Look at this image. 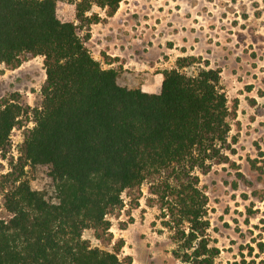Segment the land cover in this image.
Returning <instances> with one entry per match:
<instances>
[{"label": "trees", "instance_id": "trees-1", "mask_svg": "<svg viewBox=\"0 0 264 264\" xmlns=\"http://www.w3.org/2000/svg\"><path fill=\"white\" fill-rule=\"evenodd\" d=\"M122 0H95L112 15ZM92 0L76 4L78 24L58 14V0H0V66L19 67L44 56L46 78L41 104L32 109L34 126L24 132L17 160L0 176V191L10 216L0 218V264H131L132 255L94 247L87 228L111 240L108 214L124 206L123 192L140 191L149 180V202L159 205L164 225L191 264H214L220 248L211 245L208 195L197 169L228 160L230 118L235 113L220 86L221 69L188 75L182 68L194 57H180L163 71L158 92L129 88L118 70L104 68L86 42L97 15L86 12ZM19 95L0 99V151L21 126ZM47 165L56 200L32 188L25 167ZM263 182L264 178L261 177ZM264 200V198H262ZM139 205L135 196L132 207ZM124 223L122 228H126Z\"/></svg>", "mask_w": 264, "mask_h": 264}, {"label": "rangeland", "instance_id": "rangeland-1", "mask_svg": "<svg viewBox=\"0 0 264 264\" xmlns=\"http://www.w3.org/2000/svg\"><path fill=\"white\" fill-rule=\"evenodd\" d=\"M79 1L58 0L59 16L71 17ZM192 1L202 3L207 18L192 38L182 34L181 39L170 40L172 50L166 57L174 62L172 68L177 67L178 58L194 57L195 60L190 59L186 66L179 68L188 75L197 74L203 68H220V86L235 112L230 118L229 146L224 149L228 160L213 162L208 172L196 170L200 186L209 198L207 217L211 225L207 233L211 245L220 248L214 264H264V182L261 178H264V0ZM76 23L83 37L88 26L81 21ZM175 41L178 47L174 49ZM182 49H188L189 54L180 56ZM130 75L122 70L119 82L128 84ZM45 78L42 55L25 59L14 69L5 64L0 66V99L17 94L28 110L22 114L23 124L12 132L17 141L23 139L27 128L34 126L32 109L41 104ZM11 159L17 160L12 145L5 155L0 151V176L11 170ZM23 177L32 188L44 191L47 199L56 200L47 165L27 166ZM150 185L146 180L139 192H123V208L107 216L111 221V240L98 238L92 228L85 229L83 237L94 247L114 251L124 234L128 242L119 256L123 258L131 253L134 255L131 264H191L175 256L174 251L180 250L179 244L171 239L175 230L164 225L170 217L163 216L159 205L149 202V198H156L150 193ZM135 196H139V205L132 207ZM9 216L0 191V218ZM124 223L128 227L122 231Z\"/></svg>", "mask_w": 264, "mask_h": 264}, {"label": "crops", "instance_id": "crops-1", "mask_svg": "<svg viewBox=\"0 0 264 264\" xmlns=\"http://www.w3.org/2000/svg\"><path fill=\"white\" fill-rule=\"evenodd\" d=\"M201 4L192 0H122L114 14L108 15L107 7L93 1L86 15H97L100 20L91 23V36L86 44L104 68L117 69L119 74L122 70L132 74L128 82L135 81L122 85L158 92L163 71L174 64L166 57L172 50L168 42L181 39L182 34L189 39L199 32V26L207 18ZM75 13L76 7L71 17L64 19L78 22ZM176 41L174 49L178 47ZM188 54V49H182L180 56ZM127 227L128 224L121 230ZM120 239L127 244L124 234ZM132 257L134 259V255Z\"/></svg>", "mask_w": 264, "mask_h": 264}, {"label": "built area", "instance_id": "built-area-1", "mask_svg": "<svg viewBox=\"0 0 264 264\" xmlns=\"http://www.w3.org/2000/svg\"><path fill=\"white\" fill-rule=\"evenodd\" d=\"M15 129H16V127L13 128L12 132H13ZM23 140H24V137H23V139H21V141H20V140L17 141V140H15V139H13V134H12V133H11V135H10V143H11V145H12V149H13V151H14V154H15V157H16V158H18V156L20 155V147H21V144H22ZM19 144H20V147L18 148Z\"/></svg>", "mask_w": 264, "mask_h": 264}]
</instances>
